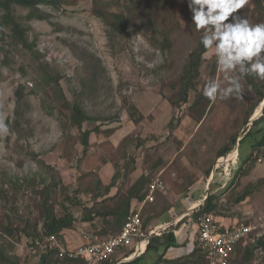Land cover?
I'll list each match as a JSON object with an SVG mask.
<instances>
[{"label": "rangeland", "instance_id": "1", "mask_svg": "<svg viewBox=\"0 0 264 264\" xmlns=\"http://www.w3.org/2000/svg\"><path fill=\"white\" fill-rule=\"evenodd\" d=\"M163 1L166 4L159 5L162 7L155 22L170 34L171 48L165 54L150 45V38L140 34L109 35L104 22L93 14L94 0H58V8L40 7L49 15V20L31 21L28 33L29 40L35 42L39 60L33 59L30 52L19 46L5 45L1 37L5 34L8 41L6 35L10 32L0 30V47L5 49L0 50V118L8 123L10 130L8 135H0V248L16 257L20 264H36L40 254L31 247L32 241L24 233L6 235L3 232L7 222L5 216L11 217L19 230L25 225L24 221L29 222V233H32L34 225L38 231L41 230L37 196L30 189L14 193L9 184L1 181L6 173L20 178L29 177L34 178L36 190L42 189L43 186L38 185L40 179L51 175L37 164V160L58 174L56 214L60 216L65 210L69 211L77 219L70 230L78 231L79 235L83 231L98 240L109 237L99 235L105 225L99 231L81 228L79 219L82 207L94 201L95 194L105 193L103 184L96 185L99 177L93 171L101 163H110L116 170L115 194L118 190L121 195L129 194L127 175L132 169L148 175L147 185L156 178L163 181L165 194L157 193L154 202L141 209L146 234L149 227L159 225L167 214L165 211L168 210L173 218H179L198 202L202 203L206 196L215 194L220 196L217 213L223 223L250 225L252 231L248 243L258 237L264 239V153L255 160L256 155L250 157L251 139L239 146L251 127L249 120L264 102L263 97L257 103L258 92L264 95V79L253 75L244 77L241 80L242 99L229 97L209 101L202 95L206 82L210 78L222 86L225 82L223 73L217 70L214 54L208 51L204 54L194 88L188 92L187 102L182 103L177 79L201 33L190 25L191 13L185 0ZM121 9L109 6L107 11L118 12ZM18 13L25 15L26 11L18 10ZM237 14L253 24L264 23V0H247ZM158 38V44H163L164 40ZM72 49L76 53H91L103 68L98 73L101 78L98 86L92 88L93 84L89 85L83 101L86 113L98 119L82 126V130L98 128V133L90 135L85 153L82 152L80 131L67 122L65 124L64 116L57 109L43 105L42 100L47 102L48 98L43 91L35 92L32 83L38 63H47L49 69L62 76L60 86L67 100L72 102L82 88L81 81L88 76ZM41 82L45 91L50 92V83L46 79ZM19 86L24 87L23 94L30 108L25 111L26 121L16 133L11 130V125L16 106L14 94ZM48 103L52 106V102ZM134 121L139 122L135 124ZM119 129V133H125L124 139L113 138V146L110 136ZM233 139L235 144L223 156L221 163L222 157L217 153ZM29 153L36 154L37 160H33ZM248 159L256 162L249 163ZM228 162L230 164L226 168ZM239 166L243 172L237 173ZM216 167L209 184V175ZM232 178L233 184L224 190ZM49 182L47 180L46 184ZM147 185L141 194L144 190L146 194ZM249 187L251 192L239 201L244 189ZM92 236L90 238H94ZM57 248H64L62 242ZM242 248L240 246L237 250L231 264H239ZM126 252L117 253L110 262ZM252 254L244 264H264V249H256ZM142 259L145 263L150 259V253ZM177 264L197 263L183 260Z\"/></svg>", "mask_w": 264, "mask_h": 264}, {"label": "trees", "instance_id": "2", "mask_svg": "<svg viewBox=\"0 0 264 264\" xmlns=\"http://www.w3.org/2000/svg\"><path fill=\"white\" fill-rule=\"evenodd\" d=\"M95 7L93 10V14L96 17H99L108 28L109 35H119V36H131L134 33L140 34L145 38H150L148 41L150 45L156 48V50L165 54V52H169L171 48V43L169 40V31L163 29L160 25H157L155 22V17L159 14V9L166 4L163 0H94ZM42 5L51 6L53 8H58V0H0V30L7 29L10 34L6 35L8 37V41L5 39V34L1 37V41L4 42L5 45L19 46L20 49L26 50L31 53V57L33 59H40L39 53L35 50V42L30 41L28 38V33L31 31V27L29 23L33 20L37 21H48L49 15H47L44 11L41 10ZM162 5V6H159ZM109 6H117L122 9L118 12H108ZM18 10L26 11L25 15H21L18 13ZM1 34V32H0ZM164 40V43L159 45V38ZM199 36L195 47L191 50V52L187 55V58L183 65L181 66V72L177 79L179 82V93L181 94L182 103L187 102V96L190 89L194 87V81L198 77L200 67L204 61V54L206 50L200 44ZM154 43L158 44V46L154 45ZM2 51H5L3 47H0ZM73 55L80 61H82L84 69L88 74L82 81V88L79 91V94H75V99L70 102L67 100L61 86L60 80L62 76L60 73L49 69L47 63L41 62L38 63L37 69L35 72V76L32 79L33 85H35V92H42L45 97L48 98V101L42 100L43 105H48L51 108L57 109L61 116L65 118L66 122L75 129H78L81 133L80 143L83 147L82 152H86L87 147L89 146V136L91 133H98V128H94L92 130H82V126L85 123L96 122L98 119L90 117L83 107L84 98L87 95L88 87L93 84L92 88H96L101 80L99 76V72L103 70L101 64L97 58H95L91 53L86 51H81L80 53H76L75 49H72ZM7 58L5 63H7ZM46 79L50 83V92L45 91V85L42 84V80ZM90 85V86H89ZM24 87L19 86L15 91V100L16 106L14 109V120L11 125V130L13 132L19 133L21 125L26 121V113L30 108V105L25 100V96L23 94ZM259 98L258 102L260 103L264 97L263 93L258 92ZM264 101V99H263ZM48 102H52L49 104ZM264 102L260 105V109L255 112L254 116L259 115ZM52 110V109H51ZM66 111V114L63 111ZM48 114H52V112L48 111ZM248 121V120H247ZM246 121V122H247ZM135 124H138L139 121H134ZM8 124V123H7ZM263 126V127H262ZM1 139V137H0ZM247 139H251L249 148H250V157L256 155V158L263 156L264 153V109L262 115L254 120L250 129L246 133V135L240 140L239 146L246 141ZM235 144V140H232L231 144H227L223 148L219 150L217 156L222 157L226 155L232 149V145ZM33 160H37V155L34 153H29ZM249 163H253V159L247 160ZM247 161H244L247 163ZM37 164L44 169V171L51 175V177L41 178L38 185H42L43 188L40 190H36L34 185V178L29 177H16L10 176L7 173L3 175L1 182L4 184H9L14 193L17 191L32 190L31 192L37 196L36 206L39 208V223L41 224V230L38 231L37 226L34 225L32 229V233L28 232L29 222L24 221L25 225L19 230L18 227L12 223V219L9 216H5L6 227L3 232L6 235H12L17 232L18 234L24 233L25 236L30 237L31 239V247L37 249L40 258L36 264H86L85 261L79 259H70L67 257H59L60 249L57 246L52 245L51 241H49L50 237H53L55 241L61 243V232L63 230L71 229L74 227L76 223V218L67 210L63 212L62 215L58 216L56 214V188L59 183L56 182L58 180V174L55 170L49 165L44 164L43 161L37 160ZM238 172H243V169L239 166ZM40 178L41 176H37ZM22 180V181H21ZM47 180H50L48 184ZM20 181L22 183H20ZM149 181L148 175H142L137 182L129 189V194L121 195V191L118 190L117 193L112 197L107 196L110 189L116 185V175L114 174L112 180L108 186H102L101 181L98 179L96 185H100L104 188L105 193H99L94 195L95 203H92L90 206H83V210L81 213V217L79 219V224L90 222L95 217H103L104 218V229L99 232V235H108L112 236L118 233L128 215L130 210V199L133 197L142 200L144 194H141V190L147 185ZM234 178H232L228 184L225 185V189H229V187L233 184ZM251 187L244 189L241 197H239V201H242L244 198L248 196L251 192ZM5 193V192H4ZM1 194L3 191L1 190ZM120 194V195H119ZM123 194V193H122ZM129 195V196H128ZM219 195L210 194L207 196L205 201L200 205L197 209H195L189 216L192 221H197L203 215L213 214L214 216L219 217L217 213L218 209V201ZM98 198H101L100 202L97 201ZM92 200V202H94ZM141 217L143 215L141 214ZM187 219V217L183 218ZM145 222H143L144 225ZM36 224V223H35ZM178 226V225H177ZM145 228V225H144ZM177 228V227H176ZM173 229L171 228L167 232H163L160 237H151L149 239L148 245L144 253L150 252L154 250L157 254L159 248H166L170 246H176V240L173 235ZM17 234V235H18ZM98 236V235H97ZM93 240V238H92ZM64 247V246H63ZM143 247V245L141 246ZM65 248V247H64ZM162 249V252H163ZM256 249H264V239L262 237H258L254 242L249 243L246 247H244L240 254L239 264L247 263L253 256L252 253ZM143 253V254H144ZM131 255V251L125 253V258ZM142 257V256H141ZM141 257H135L129 262L119 263V264H139L142 260ZM183 260H193L194 263H205L207 264L203 253L199 248L195 249L192 255L187 257L179 258L178 260L167 261V264H177L179 261ZM198 261V262H197ZM163 261V255L159 254L157 256V263H161ZM116 263V262H115ZM114 262H103L99 264H115ZM189 263V262H188ZM0 264H20L19 260L16 257H11L9 252L3 251L0 248Z\"/></svg>", "mask_w": 264, "mask_h": 264}, {"label": "clouds", "instance_id": "3", "mask_svg": "<svg viewBox=\"0 0 264 264\" xmlns=\"http://www.w3.org/2000/svg\"><path fill=\"white\" fill-rule=\"evenodd\" d=\"M185 2L191 13L190 25L201 33L200 44L206 52L214 54L217 70L223 73L225 82L222 86L210 78L202 95L212 102L229 97L242 99L244 77L264 79V23L253 24L237 14L247 0ZM9 131L8 124L0 118V135H8Z\"/></svg>", "mask_w": 264, "mask_h": 264}, {"label": "built area", "instance_id": "4", "mask_svg": "<svg viewBox=\"0 0 264 264\" xmlns=\"http://www.w3.org/2000/svg\"><path fill=\"white\" fill-rule=\"evenodd\" d=\"M223 159L222 157L221 163ZM229 164V162L226 164V168ZM157 193H165V185L158 178L147 185L143 203H153ZM196 222V243L207 264H231L240 246L244 248L250 243H248L252 231L250 225L236 222L226 225L220 217L213 214L203 215ZM164 229L165 227L149 230L146 234L141 210L138 208L127 215L120 231L115 235L102 240L97 238L92 240L82 233L83 244L72 250L60 249L58 256L80 259L88 264H99L110 261L117 252L132 251L131 255L125 258L128 260L139 257L148 245L149 236H160ZM49 239L52 245L58 246V242L53 237Z\"/></svg>", "mask_w": 264, "mask_h": 264}, {"label": "crops", "instance_id": "5", "mask_svg": "<svg viewBox=\"0 0 264 264\" xmlns=\"http://www.w3.org/2000/svg\"><path fill=\"white\" fill-rule=\"evenodd\" d=\"M120 130L121 129H119L117 131L115 130L114 133L110 136L109 140H110V143L113 146L115 144V142H113V138H115L117 140L121 139V141L124 139L125 133H119ZM118 134H120V135L117 136ZM127 150H129V149H127ZM132 170H129L128 175H127L128 176L127 181H130L129 182V187L130 188L137 182V180L142 175H144L141 171H140V173H138L137 170H134V171H132ZM93 172L95 174H98L99 180L101 181V183L104 186H108L110 184V182L112 180V177H113V174L116 172V170L114 171V169L112 168L110 163H106V164L101 163L99 168L95 169V171H93ZM215 172H216L215 169L213 170V172L211 171V174L209 175L210 179L207 180V183L210 184V181L214 178ZM106 178H107V181H106ZM123 185L124 184H119V186H123ZM119 186H118V188H119ZM114 187L115 186H113L110 189V191L108 192L107 196H104V198L105 197H112V196L115 195V190L116 189H114ZM144 193H145V190H144ZM158 194L162 195V194H165V193H158ZM145 195L146 194H144V197H145ZM144 197H143L142 200H139L136 197H133V198L130 199V210H129L128 214L131 211H134V210H136L138 208H140V210H141V209H143L144 205L150 204V203H143ZM100 200H101L100 198L97 199V201H100ZM202 203H203V201H202ZM202 203L198 202L197 205L192 206L190 208V211H188L186 214L182 215L179 218H177V217L173 218L171 214L169 215V213H168L169 211L168 210L165 211L168 215L166 214L164 216V218L162 217L163 220L159 221L160 222L159 225H153L152 227H149V230L161 229V228L165 227V229L161 233V235H162L163 232H167V231H169L172 228L173 229L172 230L173 231V235H174L175 240H176V246H170V247L166 248V250L163 249V248H159L157 254L155 253L154 250H151L150 252H147V253H144L145 252L144 251L143 252L144 254L142 253L139 257H141V256H142L141 258L146 257V255L148 253H150V259H148L145 263L142 262L143 261V259H142V261H140L139 264H167V261L178 260L179 258L187 257V256L192 255V253H194L195 249L198 248L197 243H196V225H197V222L196 221H192L189 218V216ZM91 204H92V202H90V204L87 205V206H90ZM185 217H187V219H183ZM142 220H143V217H142ZM80 225H81V228H91V229L94 228L96 231H99L104 226V218L97 216L92 221L81 223ZM82 233H85V235H87V237H89V238L92 236V235L88 234L87 232H83V231L80 232V235H79L78 231H73V230H70V229L63 230L61 232V241H62L63 246L66 249H70V250L76 249L79 245L83 244V242H84V238H83ZM160 236H157V237H160ZM92 237H94V239H96V236H92ZM149 237L151 238V237H156V236H152L151 235ZM162 249H163V252H162ZM117 253H120V252H117ZM159 254L163 255V261L164 262L157 263V256H159ZM115 255H113V257ZM132 259H134V257L130 258L128 260H125V254L123 253L120 256H118L117 259L114 260L113 262L114 263L116 262L115 264H119V263L129 262ZM86 264H88V263L86 262ZM168 264H170V263H168Z\"/></svg>", "mask_w": 264, "mask_h": 264}, {"label": "water", "instance_id": "6", "mask_svg": "<svg viewBox=\"0 0 264 264\" xmlns=\"http://www.w3.org/2000/svg\"><path fill=\"white\" fill-rule=\"evenodd\" d=\"M264 108V105H263V107H262V109ZM258 115L257 116H253V117H251V119L249 120V126H251L252 125V123H253V121L254 120H257L258 119ZM237 151V150H236ZM207 198V196L205 197V199ZM205 199L203 200V202L205 201ZM202 205V204H201ZM149 239H150V237H149Z\"/></svg>", "mask_w": 264, "mask_h": 264}]
</instances>
